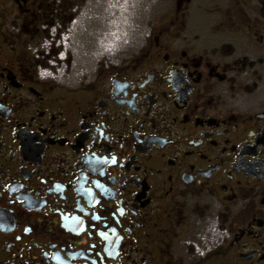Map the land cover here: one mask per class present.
<instances>
[{"label":"flooded vegetation","instance_id":"af4514ba","mask_svg":"<svg viewBox=\"0 0 264 264\" xmlns=\"http://www.w3.org/2000/svg\"><path fill=\"white\" fill-rule=\"evenodd\" d=\"M62 7L0 0V264H264V31L160 24L73 85L32 52Z\"/></svg>","mask_w":264,"mask_h":264},{"label":"rangeland","instance_id":"374dc122","mask_svg":"<svg viewBox=\"0 0 264 264\" xmlns=\"http://www.w3.org/2000/svg\"><path fill=\"white\" fill-rule=\"evenodd\" d=\"M111 1L62 0L61 9L58 8L56 11L52 9L51 13H44V22H52L51 27L46 25L41 27L44 31H48L45 32L47 39L46 37L50 36L49 29L54 24H69L75 6L80 5L86 9L79 24L83 44L74 40L78 49L74 51L77 55L72 54L73 62L70 70L67 68L66 75L62 73L59 76L55 75V78L73 85L80 84L83 79L93 76L99 64H101L99 68L103 65L111 66L122 54L134 53L136 49L133 46L143 43L152 30L154 28L156 30L160 24L162 26L184 24V33L189 38L195 39L198 47L219 49L218 51L223 52L227 50L228 53L230 50L237 52L238 48L243 49L248 46V34L245 30H243L244 34L241 33L236 29L237 26L253 24L257 29L261 28L260 33L264 31V7L261 0H117L124 7L118 6L117 2L111 5ZM124 24H127V28ZM118 30L122 31L121 38L118 37L117 43L112 42L109 34L113 35ZM101 39L105 40V44L115 43V46L110 48L108 46L109 55L96 59L95 50H98L97 45L101 44ZM253 50L255 52H251V58L254 63L256 59L264 58L262 48L254 46ZM81 69H84L85 74L78 76V71ZM241 69L244 71L242 83L245 84L246 81L248 84L249 69L248 72L245 68Z\"/></svg>","mask_w":264,"mask_h":264},{"label":"bare ground","instance_id":"6f19581e","mask_svg":"<svg viewBox=\"0 0 264 264\" xmlns=\"http://www.w3.org/2000/svg\"><path fill=\"white\" fill-rule=\"evenodd\" d=\"M116 2H117V4H118V6H120V7H124V5L121 4V3H119L117 0H112V1L110 2V4L112 5V4H115ZM82 20H83V15L81 16V21L78 22V24H81ZM109 24H110V23H109ZM124 25H126L125 28H127V24H124ZM79 27H80V25H79ZM79 27H78L77 29H79ZM121 32H122V31L118 30V32H117V33H113V35H110V34H109V37H110L111 41L117 43V42H118V37L121 38ZM120 40H122V39H120ZM71 41H72V43H71V46H70V52H72L71 54H73L74 51L78 49V46L75 44V41H74V37H73V35H72V37H71ZM104 41H105V40H102V39H101V44H100L99 41H98V43H99V45H97L98 50H95V55H94V57H96V59L99 58V57H102V56H104V55H109V54L107 53V52L109 51V50L107 49L108 46H109V48L115 46V43H114V44H110V45H108V43L105 44ZM122 41H123V40H122ZM97 48H96V49H97ZM111 50H112V48H111ZM114 51H115V49H114ZM98 52H99V53H98ZM110 55H111V54H110ZM60 74H62V73H60Z\"/></svg>","mask_w":264,"mask_h":264},{"label":"built area","instance_id":"2783aa9c","mask_svg":"<svg viewBox=\"0 0 264 264\" xmlns=\"http://www.w3.org/2000/svg\"><path fill=\"white\" fill-rule=\"evenodd\" d=\"M49 72H47L45 69H40V74L41 76H46ZM221 235H223V233L217 231V230H214L211 234V236L207 237L204 242H205V245H206V248L209 249L211 247H213L217 241H218V236L221 237ZM198 250H200V248L197 247ZM201 253L205 252V249H202L200 250Z\"/></svg>","mask_w":264,"mask_h":264}]
</instances>
